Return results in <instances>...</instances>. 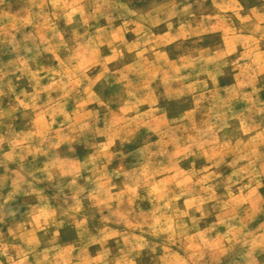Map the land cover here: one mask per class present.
<instances>
[{
	"label": "rangeland",
	"instance_id": "obj_1",
	"mask_svg": "<svg viewBox=\"0 0 264 264\" xmlns=\"http://www.w3.org/2000/svg\"><path fill=\"white\" fill-rule=\"evenodd\" d=\"M0 264H264V0H0Z\"/></svg>",
	"mask_w": 264,
	"mask_h": 264
}]
</instances>
